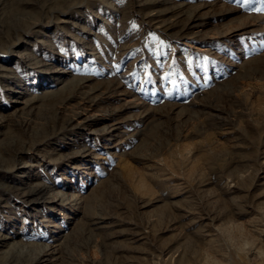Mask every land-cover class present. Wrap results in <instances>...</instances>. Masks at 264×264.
Instances as JSON below:
<instances>
[{"label":"rangeland","instance_id":"obj_1","mask_svg":"<svg viewBox=\"0 0 264 264\" xmlns=\"http://www.w3.org/2000/svg\"><path fill=\"white\" fill-rule=\"evenodd\" d=\"M0 116V264H264V0H0Z\"/></svg>","mask_w":264,"mask_h":264},{"label":"bare ground","instance_id":"obj_2","mask_svg":"<svg viewBox=\"0 0 264 264\" xmlns=\"http://www.w3.org/2000/svg\"><path fill=\"white\" fill-rule=\"evenodd\" d=\"M196 16V15H195ZM194 16V17H195ZM0 117H2V116H0ZM9 236H7V235H4L2 238H8ZM5 242H8V240H3V244L5 243ZM14 244V243H13ZM18 245V244H17ZM17 245L15 244V245H10V247H8V248H10V249H7V250H3V251H0V253H5L6 254V256H9V255H11L12 253H14V251H16V249L17 248H19V247H17ZM45 246V245H44ZM44 249V248H43ZM43 249H41L42 250V252H43ZM45 249H46V246H45ZM44 249V250H45ZM38 252H40L39 250H38ZM36 255V254H35ZM35 257V256H34ZM46 257V256H45ZM48 257H49V255H48ZM6 258V257H5ZM18 258V257H17ZM50 259V258H49ZM1 260V259H0ZM12 260V259H11ZM3 262V261H2ZM9 263V262H8ZM5 264V263H4Z\"/></svg>","mask_w":264,"mask_h":264},{"label":"snow or ice","instance_id":"obj_3","mask_svg":"<svg viewBox=\"0 0 264 264\" xmlns=\"http://www.w3.org/2000/svg\"><path fill=\"white\" fill-rule=\"evenodd\" d=\"M257 11H260L261 9H256Z\"/></svg>","mask_w":264,"mask_h":264}]
</instances>
